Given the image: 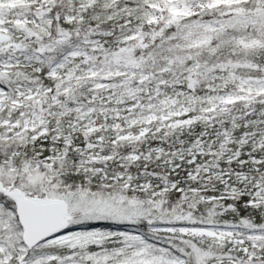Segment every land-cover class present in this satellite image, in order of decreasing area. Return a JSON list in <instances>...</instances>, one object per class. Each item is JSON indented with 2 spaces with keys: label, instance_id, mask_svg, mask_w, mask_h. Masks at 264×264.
I'll list each match as a JSON object with an SVG mask.
<instances>
[{
  "label": "snow or ice",
  "instance_id": "obj_1",
  "mask_svg": "<svg viewBox=\"0 0 264 264\" xmlns=\"http://www.w3.org/2000/svg\"><path fill=\"white\" fill-rule=\"evenodd\" d=\"M0 264H264V0H0Z\"/></svg>",
  "mask_w": 264,
  "mask_h": 264
}]
</instances>
